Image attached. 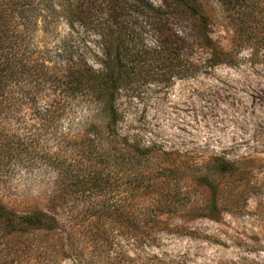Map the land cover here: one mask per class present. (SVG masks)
<instances>
[{
  "label": "trees",
  "instance_id": "obj_1",
  "mask_svg": "<svg viewBox=\"0 0 264 264\" xmlns=\"http://www.w3.org/2000/svg\"><path fill=\"white\" fill-rule=\"evenodd\" d=\"M215 1L235 48L264 47V0ZM212 10L208 0H0V185L15 172L50 178L42 203L0 197V264H131L130 251L181 228L168 217L191 216L194 188L209 191L201 209L218 210L212 178L191 169L223 177L232 163L185 166L122 132L118 107L122 91L166 69H206L195 45L211 65L228 60L208 35Z\"/></svg>",
  "mask_w": 264,
  "mask_h": 264
},
{
  "label": "rangeland",
  "instance_id": "obj_2",
  "mask_svg": "<svg viewBox=\"0 0 264 264\" xmlns=\"http://www.w3.org/2000/svg\"><path fill=\"white\" fill-rule=\"evenodd\" d=\"M208 4L213 9L208 35L228 52V60L211 65L210 50L193 46L191 59L206 69L185 76L166 69L160 79L122 91L120 128L144 145L174 152L185 166L212 164L221 157L234 170L222 177L210 166L190 168L195 174L208 172L218 210L201 209L209 191L194 188L191 216L183 211L168 217L169 225L181 228L162 229L154 243L130 251L131 264H264V47L235 48L219 4ZM144 38L153 43L151 36ZM15 173L9 187L0 185L6 190L0 189L3 201L16 207L35 199L42 203L49 176L23 181L25 173Z\"/></svg>",
  "mask_w": 264,
  "mask_h": 264
}]
</instances>
